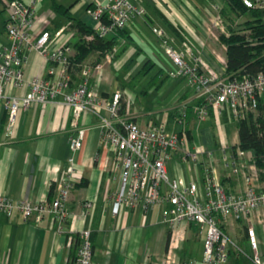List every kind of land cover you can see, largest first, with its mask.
Returning a JSON list of instances; mask_svg holds the SVG:
<instances>
[{
    "label": "crops",
    "instance_id": "obj_1",
    "mask_svg": "<svg viewBox=\"0 0 264 264\" xmlns=\"http://www.w3.org/2000/svg\"><path fill=\"white\" fill-rule=\"evenodd\" d=\"M75 1L61 5L71 4L68 14L90 26L88 16H75ZM103 1L105 0H88L83 6L86 9L89 3ZM129 1L141 7L143 12L134 15L120 30V34L117 30L108 33L107 38L115 36L111 62L104 63L103 57H100L98 63H95L98 54L94 50L80 62L72 61L76 32L70 26L64 28L54 40L55 44H63L69 48V60L72 63L69 88L82 81L80 70L89 66L91 71L86 77V84L96 89L102 97L100 104L93 111L81 112L73 125L70 108L62 102L61 96L56 94L45 103L32 102L25 109L18 110L12 133L8 136L4 129L6 111L0 106L1 194L11 200L24 199L31 204L49 200L53 193V188L50 193L53 180L65 167L67 158L71 157L73 162V169L69 174L73 187L64 203L67 214L61 231L55 229L54 221L47 213H43L39 220L34 221L32 215L23 219L17 210H12L8 215L0 212V264H72L70 254L71 249L74 253L76 241L72 240L70 248L67 249L66 239L69 235L72 239L77 235L79 239V232L82 230L87 231V240L90 243V264H160L168 252L177 264H187L189 261L196 264L197 260H200V237L189 225L195 223L168 225L163 219L166 214L165 205L147 208L138 205L128 208L121 205L116 214L111 213V200L117 186V178L111 169L112 152L100 137V121L107 117L105 99L115 88H121L126 95L132 97L129 115L139 126L154 127L156 122L151 115L161 113L159 126L169 132L178 133L181 129L180 119L184 118V125L190 137L189 141L183 138L184 148L192 150L197 146L200 160L205 162V152L211 150L214 159L212 166H215L213 168L222 187L233 194L242 191L241 176L232 173L219 159L221 147L231 156V148L237 144L234 122L222 120L220 116L214 118L210 112L203 119L194 117L191 107L197 99L193 97L191 87L185 85L183 77L167 75L166 72L172 65L162 53L151 28H161L178 50L182 49L180 43L185 40L191 52L186 56L188 60L199 56L210 68L223 72L225 45L218 40L221 33H206L204 24L209 23V17L207 22L202 23L197 16L198 12L203 13L202 9L206 6H210L213 11L212 5L217 4L224 29L228 27L243 33L246 31L247 22L258 19L264 25V8L258 9V16H253L248 10L239 13L229 11L225 0ZM35 8L30 30L31 39L42 29L52 34L66 20L72 21L70 17L57 14L55 15L59 19L55 20L54 13V16L44 12L36 14ZM43 19H48L49 25L43 26ZM0 37V46L5 45L3 30ZM23 55L21 70L24 80H29L36 74L45 76L48 63L39 53L31 47H26L23 49ZM147 61L153 63L151 69L136 81H129ZM98 64H101L100 75L95 79L96 72L94 73L92 67ZM155 74L158 76L155 82L144 90V84ZM131 82L133 85H130ZM26 88L27 84L23 82L22 85L7 88L6 91L20 95ZM162 89H168L167 92L174 91L170 93L169 98V95L166 96V102L161 107L154 109L156 112L150 109L144 111L143 108L134 106L137 96L132 90L140 94L159 91L161 95ZM259 96V102L264 106V93ZM79 128L82 129L80 146L70 150L68 138L75 136ZM200 167L199 162L182 160L179 152H175L165 163L169 178L179 177L184 182L194 181L197 184L201 182ZM86 202L89 203L88 206ZM248 225L253 228L258 251L264 259L262 206L242 218L235 219L230 216L220 224V229L234 245L229 248L225 264H250L247 258L250 254L246 237ZM193 234L197 236L193 237ZM240 244H244L247 250H241ZM234 257H238V263H234Z\"/></svg>",
    "mask_w": 264,
    "mask_h": 264
},
{
    "label": "built area",
    "instance_id": "obj_2",
    "mask_svg": "<svg viewBox=\"0 0 264 264\" xmlns=\"http://www.w3.org/2000/svg\"><path fill=\"white\" fill-rule=\"evenodd\" d=\"M39 0H0V9L4 14L2 30L6 44L0 46V106L6 111L4 129L8 136L12 133L15 116L18 110L25 109L32 102L45 103L54 95L61 96L62 102L71 110L72 124L75 125L79 114L93 111L102 99L96 89L87 86L86 77L90 75L89 66L80 70L82 81L69 88L70 70L69 48L63 44H55V38L72 24L70 19L58 27L52 34L42 29L31 39L30 30L34 20V8ZM247 8H264V0H241ZM212 8L215 13L204 24L206 33L214 31L227 34L218 14L217 4ZM90 27L99 35L125 27L134 15L142 14L141 7L129 0H105L92 3L86 8ZM43 26L49 25L48 19L41 20ZM151 32L158 40L164 56L170 61L172 68L167 70L169 77H183L187 86L191 87L193 97L202 102L193 107L194 117L203 119L208 110L218 118L224 111L232 119L254 111L257 96L264 93V72H256L251 76H230L210 68L199 56L190 60L189 44L184 40L178 50L171 43L164 31L152 27ZM90 39V35H85ZM33 48L48 63L45 76L36 74L29 80L22 77L24 62L23 49ZM113 49L105 52L103 62L113 59ZM101 64L92 67L97 79ZM25 82L26 90L20 95L10 94L7 88L18 87ZM133 99L122 89L115 88L105 99L107 117L100 121V137L103 144L112 152L111 169L116 173L117 186L111 200V213L116 214L119 206L144 208L165 205L163 217L168 225L181 222H193L198 226L201 241V264H225L228 250L233 242L220 229V224L232 216L235 219L249 214L252 210L264 206V177L257 178L255 166L249 162V152L240 151L234 146L228 166L232 173L241 176L243 188L240 193L233 194L225 190L219 182L213 164V152H205L207 161H201L197 146L192 150L184 148L183 138L177 133L167 131L163 126L142 127L129 115V107ZM123 103V111L118 113ZM82 129L75 136L68 138V147L75 150L80 146ZM221 147V160L225 157ZM179 152L182 160L200 163L201 182H184L179 177L169 178L165 163ZM73 169L72 158H67L65 167L53 180V193L49 200L31 204L27 200H11L0 193V212L8 215L17 210L23 219L29 215L34 221L43 213L52 217L57 231H61L62 222L66 219L64 203L67 200L73 183L69 174ZM88 206L89 203L86 202ZM250 264H264L258 251L253 228H246ZM72 236H67L65 246L70 248ZM91 248L87 240V231L79 232V239L74 248L72 264H90ZM160 264H177L168 252ZM187 264H194L189 261Z\"/></svg>",
    "mask_w": 264,
    "mask_h": 264
},
{
    "label": "trees",
    "instance_id": "obj_3",
    "mask_svg": "<svg viewBox=\"0 0 264 264\" xmlns=\"http://www.w3.org/2000/svg\"><path fill=\"white\" fill-rule=\"evenodd\" d=\"M75 1V0H74ZM225 4L228 7V10L234 13L243 12L248 10L253 16H258L257 8H247L242 3L241 0H225ZM52 11L60 16L70 17L72 19V24L70 28L74 29L76 32V40L73 43L75 53L73 55L72 61L80 62L85 58L88 53L92 50L97 51V60L95 63H98L100 57H103L104 53L109 51L112 48V45L115 43V36L107 38L105 35H99L93 28L89 25L81 22L78 19L71 17L68 14V9L71 6H62L59 3H56L54 0L50 1ZM89 3L86 8L91 7ZM1 12V9H0ZM245 32L238 33L233 31L231 28H226L227 34H219L218 40L225 45V65L223 74L242 77V76H251L256 72H264V25L258 19H255L251 22L245 23ZM119 31L121 29H116ZM85 35H90V39H85ZM94 63V64H95ZM92 64V65H94ZM152 62H145L141 68L136 72V74L129 81H136L139 76L145 74L152 67ZM157 74L154 77L149 78L144 84V90L157 79ZM130 85H133V83ZM121 90V88H120ZM260 96H257V106L254 111H249L242 114L236 119H232L228 114L221 111L220 118L222 120L228 119L234 122L237 135V144L236 147L242 152H249L250 158L249 162L252 163L257 170V178L261 180L264 177V106L259 102ZM202 100H196L192 107L191 111L194 115L193 107L198 106ZM123 111V103L119 106L118 113L121 114ZM209 114V110H208ZM181 129L178 132V136L189 141L190 137L188 131L185 127L184 118L180 119ZM232 155L234 146H232ZM50 193L52 185L50 186ZM192 231L198 234V226L195 224L192 225ZM197 234H193V237H196ZM167 242L169 238V230L166 231ZM78 242L77 235L73 236V241ZM71 261L73 260V249H71ZM229 255V250H228ZM238 257H234V263H238ZM187 263V262H186Z\"/></svg>",
    "mask_w": 264,
    "mask_h": 264
},
{
    "label": "rangeland",
    "instance_id": "obj_4",
    "mask_svg": "<svg viewBox=\"0 0 264 264\" xmlns=\"http://www.w3.org/2000/svg\"><path fill=\"white\" fill-rule=\"evenodd\" d=\"M50 1L51 0H39L35 5L36 14H42L44 12V14L48 13V14H50V16H54L55 13L51 9ZM54 1L56 3L67 5L68 3L72 2L73 0H54ZM87 1L88 0H76L75 1L74 7H73V12H74L75 16H77L79 18H84L85 15L87 16L86 9L83 6V3H85V2L87 3ZM202 12L203 13L198 12V15H197L202 23L207 22L208 17H210L212 14H214V10L212 11L210 6L204 7L202 9ZM53 13H54V15H53ZM3 18H4V15L2 13H0V35L2 32V22H3L2 20H3ZM58 19H59L58 16L55 15V20H58ZM105 35H106V37L109 36L108 33ZM0 39H1V37H0ZM185 85H187L186 82H185ZM168 89L166 91H165V89H162L163 93L161 95L159 94V91H154V92L149 91V93L140 94V93H137L134 90H132V92L137 96V98L134 102V106H137L140 109L143 108L144 111H146L147 109H150V111L156 112L154 109L156 107H161V105H163L166 102V96L169 95V96H167L169 98L171 96L170 93H172L174 91L173 90L171 92H167ZM162 95H164V96L162 97ZM151 117L153 118V121L156 122V123H154V126H159L161 124L159 122V119H161V117H162L161 113H152ZM223 155L225 157L223 160H221V157L219 158L221 163L223 164L224 161L226 163H228L230 161L228 151L225 150V152H223ZM220 156H221V153H220ZM236 229H237V227H236ZM239 247L243 251L247 250L244 244H240ZM200 260H201V257H200ZM200 260L198 259L196 264H201Z\"/></svg>",
    "mask_w": 264,
    "mask_h": 264
}]
</instances>
